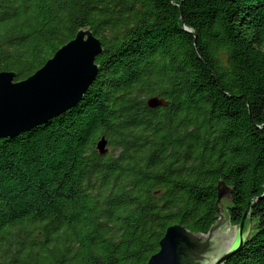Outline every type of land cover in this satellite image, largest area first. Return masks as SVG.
<instances>
[{
    "label": "trees",
    "instance_id": "obj_1",
    "mask_svg": "<svg viewBox=\"0 0 264 264\" xmlns=\"http://www.w3.org/2000/svg\"><path fill=\"white\" fill-rule=\"evenodd\" d=\"M82 28L102 46L83 100L0 139V264H146L171 225L207 234L220 182L253 221L225 264H264V0H0V72Z\"/></svg>",
    "mask_w": 264,
    "mask_h": 264
},
{
    "label": "water",
    "instance_id": "obj_2",
    "mask_svg": "<svg viewBox=\"0 0 264 264\" xmlns=\"http://www.w3.org/2000/svg\"><path fill=\"white\" fill-rule=\"evenodd\" d=\"M101 52L100 41L88 28H82L25 80L14 81L13 72H0V139H12L76 108L96 80L95 58ZM146 105L153 109L165 107L167 102L151 96ZM96 151L101 156L108 153L104 136L97 141ZM229 194L230 189L220 182L216 200L219 217L207 234L192 233L180 224L171 225L146 264H225L245 244L253 225L249 221L244 229L250 219L249 206L238 224L230 220L224 211L228 201L222 200Z\"/></svg>",
    "mask_w": 264,
    "mask_h": 264
},
{
    "label": "rangeland",
    "instance_id": "obj_3",
    "mask_svg": "<svg viewBox=\"0 0 264 264\" xmlns=\"http://www.w3.org/2000/svg\"><path fill=\"white\" fill-rule=\"evenodd\" d=\"M107 150H108V151L110 150V149L108 148V146H107ZM227 208H228V205H227V206H225V208H224V211L228 213V210H227Z\"/></svg>",
    "mask_w": 264,
    "mask_h": 264
}]
</instances>
